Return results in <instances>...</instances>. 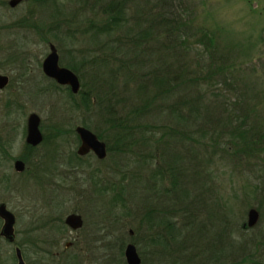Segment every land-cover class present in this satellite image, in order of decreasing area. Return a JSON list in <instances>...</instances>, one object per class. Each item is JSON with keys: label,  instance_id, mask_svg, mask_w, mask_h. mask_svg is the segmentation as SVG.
I'll return each instance as SVG.
<instances>
[{"label": "trees", "instance_id": "obj_1", "mask_svg": "<svg viewBox=\"0 0 264 264\" xmlns=\"http://www.w3.org/2000/svg\"><path fill=\"white\" fill-rule=\"evenodd\" d=\"M31 1L50 2L58 17L64 12L53 0ZM77 1L73 12L79 10L80 21H66V31L81 58L80 69L90 66L94 72L88 91L83 86L89 81L80 75L81 89L66 95L75 110L83 105L106 126L105 137L82 121L106 142L107 153L118 148L137 164L129 177L140 183L143 198L135 209L128 198L136 191L125 194L98 168L95 184L107 183L93 192L110 193V214L121 205L135 220V232L143 230L140 242L130 235L141 264L158 259L161 264H264V231L258 227L264 197L255 208L257 223H239L236 237L235 223L226 220L228 206L215 165L264 154V93L246 77L255 66L244 65L226 40V28L207 23L194 0ZM95 86L96 100L90 91ZM55 127L54 138L62 137L63 130ZM71 155L77 163L72 166H80L84 157ZM256 189L257 184L250 191ZM51 219L53 227L64 226L63 218ZM123 252V245L117 247L109 264H127Z\"/></svg>", "mask_w": 264, "mask_h": 264}, {"label": "rangeland", "instance_id": "obj_2", "mask_svg": "<svg viewBox=\"0 0 264 264\" xmlns=\"http://www.w3.org/2000/svg\"><path fill=\"white\" fill-rule=\"evenodd\" d=\"M7 1L0 0V60L4 54L13 51L10 45L15 39L26 61L17 67L6 64L0 67V73L7 74L10 81L5 89L0 90V124L6 119L11 121V128L15 130L12 135L15 138L12 154L25 158L26 164L22 172H15L13 167L11 170L6 166L0 168L2 176L11 172L12 181H15L11 191L9 183H0V201L6 202L16 215L14 242L10 243L0 236V264H17L15 246L21 249L25 264H99L103 259H109L108 263L106 260V264H109L117 247L123 245L124 249L128 242L133 243L131 236L134 234L135 240L140 242L144 232L142 229L140 233L135 232V225L131 223H136L135 220L124 214L121 205L114 207L110 214L111 194H103L102 199L93 192L95 186L102 187L107 182L99 181L96 185L94 180L97 178L93 172L97 168L101 169L103 175L108 176L105 181L113 179L116 182L114 186L124 189L125 194L133 188L136 194L129 193L131 196L128 204L135 209L139 199L143 198L138 195L140 183H134L129 177L137 169V164L131 161L130 153H119L114 145L117 150L107 153L102 163L93 154H89L80 161V168H74L72 165L77 163L71 152L76 151L79 143L74 127L86 121L89 126L98 127L105 137L108 135L107 128L98 117L88 113L83 105L80 110H75L66 91L54 87L39 68L40 59L48 52L44 38L59 45L61 57L65 56L63 61L71 57L67 52L73 51L74 44L66 31L69 29L66 21L78 25L81 14H77L79 10L73 11L79 8V2L53 0L64 11L58 17L59 14L52 15L55 9L51 11L50 2L41 6L38 1L29 0L11 8ZM194 1L196 9H199V13L202 11L201 17L207 23H218L226 28V40L233 47L234 54L245 61L244 65H252V68L255 66L251 73H246V77L257 83V92L264 93V0ZM56 26L58 31L53 29ZM57 38L61 42L55 40ZM252 57L257 59L252 62ZM81 71L80 75L89 81V84L86 81L87 85L83 86L88 91L92 85L94 69L90 66L82 67ZM80 82L83 84L85 80L81 81L80 78ZM90 91L96 100L99 94L97 86ZM33 112L40 117V129L45 140L37 148H26L27 117ZM55 126L63 130V139L54 138ZM52 142L60 146L56 147ZM39 160L41 163L38 169L34 162ZM215 165L218 167L217 180L223 184L220 194L225 206H228L224 212L226 220L235 223L232 231L237 237V226L247 222V211L258 207L264 197V154L256 155L250 161L236 164L220 161ZM123 175L126 179L120 183ZM247 177L252 181H247ZM256 184V192L250 191ZM70 212L81 214L83 226L79 230L70 229L64 223V226H52L51 217L64 218ZM48 221L50 224L45 226ZM259 221L258 227L264 231V210L261 211ZM41 224L42 228L39 227ZM66 243L68 247H65ZM121 258H124L123 255ZM143 264H152V260L149 263L144 261ZM155 264H161V261L158 259Z\"/></svg>", "mask_w": 264, "mask_h": 264}, {"label": "water", "instance_id": "obj_3", "mask_svg": "<svg viewBox=\"0 0 264 264\" xmlns=\"http://www.w3.org/2000/svg\"><path fill=\"white\" fill-rule=\"evenodd\" d=\"M20 0H11L10 4L15 5ZM264 39V32H263ZM44 72L53 77L56 81L61 84H67L71 86L72 92H78L80 88V82L78 77L68 68L60 67L57 63V53L53 45H50V53L43 61ZM7 81L6 75L0 74V86ZM39 116L36 113H30L27 118V134L26 142L31 145H36L41 141L42 135L39 129ZM75 131L79 137L80 144L77 148L78 155H85L89 151L93 152L97 159L102 160L107 155V145L105 141L101 140L95 132L91 129L83 126L77 125ZM24 163L22 160L17 161V169L19 171L23 170ZM0 217L3 219V225L0 234L4 236L8 241H14V214L5 207L4 203H0ZM259 219V212L255 208H250L247 211V222L249 227L254 226ZM64 223L71 229L81 228L83 221L81 215L78 213H69L65 219ZM132 234V230L129 231ZM124 258L127 264H141V258L137 251L134 243L128 242L124 247ZM15 255L17 258V264H25L21 249L19 247L15 248Z\"/></svg>", "mask_w": 264, "mask_h": 264}, {"label": "flooded vegetation", "instance_id": "obj_4", "mask_svg": "<svg viewBox=\"0 0 264 264\" xmlns=\"http://www.w3.org/2000/svg\"><path fill=\"white\" fill-rule=\"evenodd\" d=\"M10 1L11 0H8L7 1V4H8V6L9 7H11V8H15V7H17L19 4H21V3H23V2H28L29 0H20V1H18L15 5H11L10 4ZM45 39V41L47 42V46H48V52L40 59V61H39V68H40V71H41V73L43 74V76L45 77V79L47 80V81H51V83H52V85L54 86V87H56V88H58V89H64L65 91L66 90H69L71 93H73V94H77L78 92H72V90H71V86L70 85H67V84H61V83H59L58 81H56L53 77H50V76H48L45 72H44V70H43V61H44V59L47 57V55L50 53V45H53L54 47H55V49H56V53H57V63H58V65L60 66V67H64V68H68V69H70L77 77H78V80H79V82H80V71H81V58H80V56H78V55H76V50L73 48V51L72 50H68V52L67 53H69L70 55H71V57H69L68 58V61H63V58L65 57H61V54H60V50H59V45H57V43H54V42H52V41H49L48 39H46V38H44ZM11 46V48L13 49V51L11 52V53H8V54H4V56L2 57V61L0 62V67L3 65V64H6V65H9V66H11V67H17V66H20V65H22V63H24V60L26 59L25 57H23L22 56V51H20V49L18 48V44L16 43V40L14 39L13 40V43H12V45H10ZM9 46V47H10ZM71 59L73 60V65L74 66H71ZM26 61V60H25ZM70 64V65H69ZM77 67V68H76ZM76 69H77V71H76ZM78 69H79V71H78ZM1 75H6L7 76V81L6 82H4L3 83V85L2 86H0V90H3V89H5L6 87H7V85H9V76L7 75V74H2V73H0ZM61 86V87H60ZM80 86H81V82H80ZM63 87V88H62ZM81 89V87L79 88V90ZM78 90V91H79ZM11 103V102H10ZM29 116V115H28ZM28 118V117H27ZM77 126V125H76ZM75 126V127H76ZM84 126V125H83ZM11 128V121H9L8 122V120L6 119V121L4 120L1 124H0V168H1V166H6V167H9V169L11 170V167H13V169H14V171L15 172H22V171H24V169H25V161H26V159L25 158H19L17 155H13L12 154V148L14 147V145L12 144V142H14L15 141V138L12 136V135H14V132H15V130H12V128L9 130L8 128ZM26 127H27V123H26ZM39 129H40V117H39ZM75 127H74V132H75V134H76V136H77V139H78V141H79V143H78V146H79V144H80V140H79V137H78V135H77V133H76V131H75ZM40 131H41V129H40ZM26 134H27V128H26ZM26 134H25V144H26V148H37L40 144H42L43 142H44V140H45V136H44V134L42 133V131H41V135H42V138H41V141L38 143V144H36V145H31V144H29V143H27L26 142ZM78 146H77V148H78ZM77 148H76V151H77ZM75 151V152H76ZM76 154H77V152H76ZM89 154H93V156L97 159V157L95 156V154L93 153V152H91V151H89L88 153H86L85 155H78V156H80V157H85V156H87V155H89ZM29 155H25V157H28ZM22 160L23 161V163H24V167H23V170H21V171H19L18 169H17V161L18 160ZM35 163H38V164H35ZM41 163V161L39 160L38 162H34V166H37V165H39ZM3 164V165H2ZM77 166V165H76ZM74 166V168H80V166ZM11 172L9 173V174H7V173H5V175H3L2 176V174H0V183L1 182H6V183H9L10 184V191L12 190V187H11V185H12V183H13V185H15L14 183H15V181H12V176H11ZM0 203H4L5 204V207L7 208V209H9L8 208V206H7V204H6V202H4V201H0ZM10 210V209H9ZM11 211V210H10ZM13 214H14V216H15V223H16V215H15V213L13 212V211H11ZM70 213H72V212H70ZM74 213H76V212H74ZM69 214V213H68ZM68 214H66L65 216H64V218H63V222H64V219H65V217L68 215ZM79 214V213H78ZM50 214H48V216H49ZM81 215V214H80ZM81 218H82V216H81ZM0 219L2 220V225H3V219L0 217ZM82 221H83V218H82ZM15 223H14V228H15ZM65 224V223H64ZM2 225H1V227H0V232H1V228H2ZM83 226V225H82ZM81 226V227H82ZM40 228H42V224H41V226H39ZM44 228V227H43ZM71 229V228H70ZM15 230V229H14ZM79 230V229H78ZM0 236L1 237H3L6 241H8L4 236H2L1 234H0ZM14 240H15V231H14ZM8 242H10V241H8ZM14 242V241H13ZM13 242H10V243H13ZM69 246V244L68 243H66L65 244V247H68ZM17 246H15V248H16Z\"/></svg>", "mask_w": 264, "mask_h": 264}]
</instances>
